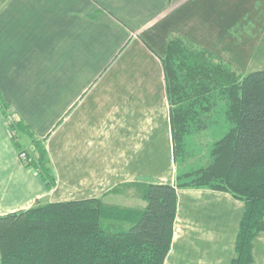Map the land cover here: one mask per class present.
Here are the masks:
<instances>
[{"label":"crops","instance_id":"1","mask_svg":"<svg viewBox=\"0 0 264 264\" xmlns=\"http://www.w3.org/2000/svg\"><path fill=\"white\" fill-rule=\"evenodd\" d=\"M173 37L242 75L262 70L264 0H0V215L86 199L139 209L144 185L176 183L161 61ZM3 103L44 141L54 186L19 157ZM177 197L164 264H231L245 203L207 188ZM253 257L264 264V232Z\"/></svg>","mask_w":264,"mask_h":264},{"label":"trees","instance_id":"2","mask_svg":"<svg viewBox=\"0 0 264 264\" xmlns=\"http://www.w3.org/2000/svg\"><path fill=\"white\" fill-rule=\"evenodd\" d=\"M161 61L176 183L144 185L147 203L139 209L86 199L0 215V264H164L173 240L179 188L225 191L245 203L231 264H254L253 243L264 232V69L242 75L180 37L170 39ZM218 115L228 124L225 133L198 150L200 157L194 160L201 147L195 141ZM10 125L19 153L29 156L26 165L54 186L44 141L20 120ZM23 134L32 139L33 150L20 147Z\"/></svg>","mask_w":264,"mask_h":264},{"label":"rangeland","instance_id":"3","mask_svg":"<svg viewBox=\"0 0 264 264\" xmlns=\"http://www.w3.org/2000/svg\"><path fill=\"white\" fill-rule=\"evenodd\" d=\"M9 115L13 116L12 117L13 119L10 118L11 122H13V121L16 122L15 117L12 114V111L10 109H9ZM224 120L225 119H224V117L222 115H220V117H219V115L214 117L213 121H215V123L212 124L211 128L209 130H207L205 132V134H203L201 140L195 141V145H199L201 147L197 148V151L194 153V157H193L194 160L197 159L196 158L197 156L200 157L199 153H201V151H198V150H201L205 145L210 144L211 142H213L214 140L218 139L219 137H221L225 133L228 124H226V121H224Z\"/></svg>","mask_w":264,"mask_h":264},{"label":"built area","instance_id":"4","mask_svg":"<svg viewBox=\"0 0 264 264\" xmlns=\"http://www.w3.org/2000/svg\"><path fill=\"white\" fill-rule=\"evenodd\" d=\"M19 157H20L21 160L24 161L25 163H26L27 161L30 160V159H29V156H28V154H27L26 151H21V152L19 153Z\"/></svg>","mask_w":264,"mask_h":264}]
</instances>
